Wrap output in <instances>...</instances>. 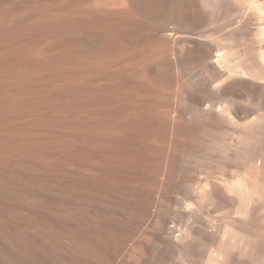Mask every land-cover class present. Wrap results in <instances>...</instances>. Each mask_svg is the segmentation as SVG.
I'll list each match as a JSON object with an SVG mask.
<instances>
[{
    "label": "rangeland",
    "instance_id": "rangeland-1",
    "mask_svg": "<svg viewBox=\"0 0 264 264\" xmlns=\"http://www.w3.org/2000/svg\"><path fill=\"white\" fill-rule=\"evenodd\" d=\"M227 1L0 0V264H183L164 194L264 245V0Z\"/></svg>",
    "mask_w": 264,
    "mask_h": 264
},
{
    "label": "bare ground",
    "instance_id": "bare-ground-1",
    "mask_svg": "<svg viewBox=\"0 0 264 264\" xmlns=\"http://www.w3.org/2000/svg\"><path fill=\"white\" fill-rule=\"evenodd\" d=\"M212 1L215 3V5L217 3L219 4V5H217L218 7L216 6L217 13H219V14H222L223 11L225 12V10H228V9H226V7L230 6V3H229L230 1L228 2L227 0L226 1L225 0H212ZM209 2H210V0H209ZM253 3H254V1H253ZM231 5H232V3H231ZM255 8H259V6L255 7ZM262 8H260V9H262ZM209 9H211V6ZM234 9L236 10V8H234ZM260 12H261V10H260ZM225 13H223V14H225ZM234 15H235V13H234ZM222 17H224V16H222ZM234 21H236V20H233V22ZM226 25H228V24H226ZM230 26H228V27H230ZM231 28H232V26H231ZM259 32H261V31H259ZM261 33L263 34V32H261ZM258 37L259 36H257V38ZM262 37H264V36H262ZM261 41H264V40H261ZM220 61L221 60L217 61L218 65L220 64L219 63ZM89 65H91V64H89ZM92 72H94V71H92ZM161 185H162V183H161ZM197 189H199V188L195 187V190H197ZM164 190H166V189H164ZM164 195H165V197H164V200L162 201L163 210L160 209V211L157 213L160 225H159V228L156 232L155 240L153 241L154 247L159 246L161 248V250H163L164 254H169V253L181 254L182 255L181 261L183 264H247L248 262L254 260L257 256H259V258H261L264 245H263L261 239L257 235H255L253 233V231L250 230L248 228L247 224H245V223H241V225L240 224H235V225L234 224H230V225L226 224L223 226H218L216 224L217 222L213 223L211 221H208L206 223V226H204V227H206L204 229L206 231H208V235L206 234L207 232H205V236H203L201 241H200V249H199V246L196 249V246L192 242V240H193L192 239V232L191 233L188 232L189 234L188 233L184 234L183 233L184 231H182V232L178 231L175 228V226H173V225L169 227V223L171 221L172 216H174V215L177 216V215H180L182 213L184 215V212H185L186 213L185 219L187 218V224H186L187 228H188L187 230H190L192 227L191 225H193V221L195 220L193 217V215L195 213L193 214L192 213L193 211L191 209L193 206H191L190 203L189 204L186 203L185 200H181L182 198L177 199V200L174 199L175 201L173 200V202H172V200L168 199L169 194L167 195L168 196L167 198H166V194H164ZM172 198H173V196H172ZM202 224L204 225V222ZM179 228H181V227H179ZM261 260H262L261 264H264V259H261Z\"/></svg>",
    "mask_w": 264,
    "mask_h": 264
}]
</instances>
